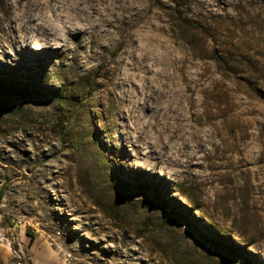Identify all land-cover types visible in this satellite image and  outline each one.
<instances>
[{"label":"rangeland","instance_id":"obj_1","mask_svg":"<svg viewBox=\"0 0 264 264\" xmlns=\"http://www.w3.org/2000/svg\"><path fill=\"white\" fill-rule=\"evenodd\" d=\"M134 5L135 28L83 68L56 54L8 70L0 34V264H264V0ZM132 50L135 119L101 88ZM162 73L201 76L220 137L168 120L162 149Z\"/></svg>","mask_w":264,"mask_h":264},{"label":"bare ground","instance_id":"obj_2","mask_svg":"<svg viewBox=\"0 0 264 264\" xmlns=\"http://www.w3.org/2000/svg\"><path fill=\"white\" fill-rule=\"evenodd\" d=\"M134 3L135 0L131 5L127 0H25L23 6L18 4V8L4 7L5 13L0 17V34L3 35L4 45L13 53H1L14 63L7 69L21 68L19 62L27 66L36 65L56 54L64 59L75 54L77 65L83 68L98 55V50L111 51L112 45L116 48L121 45V29L125 20H132L131 28H135ZM28 53L33 54V60ZM135 53L132 50L127 65L123 54L116 62L104 63L105 72L101 81L104 104L111 105L117 98L121 102V111L130 112L131 119H135L136 112ZM119 68L121 74L117 77L115 72ZM162 74L151 82L156 89L153 94L158 99V108L162 111L161 117L157 118L160 120H156L157 127L160 125L162 149L167 145L164 137L168 120L178 123L186 121L187 129L193 125L207 124L210 126V136L220 137L221 128L218 129L216 120L222 115V108L217 103L206 105L208 101H202L200 93L205 89L201 86V76L198 73L194 78ZM209 83L215 85L216 81L210 80ZM171 132L175 138L183 137L177 131Z\"/></svg>","mask_w":264,"mask_h":264},{"label":"crops","instance_id":"obj_3","mask_svg":"<svg viewBox=\"0 0 264 264\" xmlns=\"http://www.w3.org/2000/svg\"><path fill=\"white\" fill-rule=\"evenodd\" d=\"M38 254V253H37ZM40 257L36 256L37 259H35V255L32 258V264H58V260L55 256L48 255L49 253H39Z\"/></svg>","mask_w":264,"mask_h":264},{"label":"trees","instance_id":"obj_4","mask_svg":"<svg viewBox=\"0 0 264 264\" xmlns=\"http://www.w3.org/2000/svg\"><path fill=\"white\" fill-rule=\"evenodd\" d=\"M34 242V236L33 235H30V241L29 243L32 244Z\"/></svg>","mask_w":264,"mask_h":264}]
</instances>
